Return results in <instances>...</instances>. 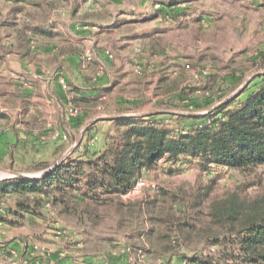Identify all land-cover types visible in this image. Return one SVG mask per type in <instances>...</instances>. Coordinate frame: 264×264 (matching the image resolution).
<instances>
[{
    "label": "rangeland",
    "instance_id": "obj_1",
    "mask_svg": "<svg viewBox=\"0 0 264 264\" xmlns=\"http://www.w3.org/2000/svg\"><path fill=\"white\" fill-rule=\"evenodd\" d=\"M95 1L0 0V184L16 177L10 171L43 176L40 165L45 162L59 163L70 155L74 161H85L88 151L103 147L108 122L86 129L81 142L69 150L94 117L165 110L206 114L207 107L247 88L241 95L246 97L262 81L264 58L257 57L264 53V0H162L153 5L159 16L145 21L132 20L131 14L118 17V10L114 17L108 0H101L100 9ZM21 6L24 9L16 13ZM90 14L95 16L87 18ZM71 19L77 24L68 33L66 23ZM96 22L103 33L98 37L84 29ZM55 23L67 36L54 30L60 34L54 39L36 35L31 53L24 55L19 25L52 31ZM86 36L97 40L85 41ZM55 44L65 49L80 47L85 70L95 72V77L109 74L107 82L102 80L107 91L85 122L77 117L80 114L70 113L73 105L49 99V87L57 85H48V77L63 65L52 53ZM150 46L154 53L148 51ZM101 47L117 61L115 68L95 67L93 59ZM87 54L92 60H87ZM142 58L148 60L145 66L138 63ZM233 70L242 74L239 84H233L237 81L233 77L223 83L222 78ZM85 86L93 87L92 83ZM205 87H214L215 96L206 98ZM119 101L132 104L122 111ZM129 106L132 109L125 111ZM152 115L158 116L150 122L178 132L200 123L171 116L176 114ZM60 143L63 150H56ZM85 171L94 172L88 167ZM263 178L264 166L243 172L207 165L201 157L178 162L161 158L139 176L146 183L140 189L133 190V184L126 193L92 202L81 191L87 190L85 178L81 190L68 195L70 211L63 204L44 203L33 213L24 211L28 218L21 214L14 222L17 226L9 224L5 230L34 241L40 247L41 264H51L49 257L55 253L72 264H129L128 253L139 264H183L185 257L216 263L236 236L210 222L212 202L233 192L256 196ZM156 215L169 224L155 223ZM188 223L196 226L190 229Z\"/></svg>",
    "mask_w": 264,
    "mask_h": 264
},
{
    "label": "trees",
    "instance_id": "obj_2",
    "mask_svg": "<svg viewBox=\"0 0 264 264\" xmlns=\"http://www.w3.org/2000/svg\"><path fill=\"white\" fill-rule=\"evenodd\" d=\"M24 7L16 9L20 12ZM95 15H87L91 17ZM92 24V23H91ZM36 35L57 38L59 33L45 31L37 26L19 25L18 39L24 55H29ZM83 54L80 47L66 48ZM148 51L154 53V47ZM20 52V51H19ZM264 58L260 53L257 59ZM215 75L216 81H219ZM242 77L238 71H230L222 80ZM255 89L246 97L241 95L247 88L227 102L215 107L206 114L171 115L179 119L200 122L189 129L177 131L165 125L150 122L158 115L128 116L96 122H108L101 149L87 154L85 161H74L71 155L64 161L41 164V170H51L37 178L15 177L2 182L3 193L17 194L20 206L25 212H35V207L44 203L63 204L70 211L68 195L80 189V183L87 178V190L82 193L90 201L97 202L104 196L119 195L129 191L144 170L152 169L161 158L166 161H185L201 157L205 164L228 166L238 171L251 172L264 166V74ZM258 78V76L256 77ZM239 80V79H238ZM233 82L234 85L239 81ZM233 86V85H231ZM220 91L223 88H219ZM213 89L204 88V96H215ZM70 92L68 100L59 99L63 106L71 104L79 110V120L85 122L95 111L107 88L91 87L83 89L73 83L67 84ZM130 101L118 102L119 109L131 105ZM211 107V106H210ZM210 107H207L208 109ZM125 111L132 109L126 107ZM207 109V110H208ZM123 111V110H122ZM95 124L90 126V131ZM54 130V128L50 129ZM178 134L176 135V133ZM64 143L56 145L63 150ZM76 152V151H74ZM184 156V159H180ZM56 163V164H55ZM86 167L94 172L87 173ZM261 192L256 196H242L233 192L225 198L212 202L209 215L211 223L235 234L231 239V249L223 251L220 258L196 259L185 257L191 264H264V178L260 181ZM159 224H169L162 215L152 217ZM196 225L188 223V228ZM151 230L154 232L156 229ZM151 231V232H152ZM211 235L213 233L211 232Z\"/></svg>",
    "mask_w": 264,
    "mask_h": 264
},
{
    "label": "crops",
    "instance_id": "obj_3",
    "mask_svg": "<svg viewBox=\"0 0 264 264\" xmlns=\"http://www.w3.org/2000/svg\"><path fill=\"white\" fill-rule=\"evenodd\" d=\"M162 0H108V5L110 6L111 11L113 12L114 17L115 10H118V17L126 16L127 14L132 15V20H147L152 16H159L156 11L157 8H154L155 2H161ZM101 0L95 1L96 9H100V4L102 5ZM152 6V7H151ZM161 9V8H160ZM162 9L167 10V6H162ZM161 9V10H162ZM153 14V15H151ZM159 19V17H157ZM75 19H71L66 23V30L70 33L71 26H76ZM100 22H96V24H90L84 27V29H88L90 32H95L94 36H101L103 33L98 29L100 26ZM51 29L56 32L64 33L63 29L60 27L59 23H55L52 25ZM55 28V29H54ZM78 28V27H77ZM50 28H48L49 30ZM79 29V28H78ZM43 30H46L43 27ZM95 30V31H93ZM65 34V33H64ZM67 36V34H65ZM86 39H93L94 43L97 39L86 36ZM100 41V40H99ZM101 42V41H100ZM52 53L57 54L58 62H62L61 70L59 72L52 71L49 75L48 85L54 83L57 85L53 86L52 90L49 87L48 94L52 101L68 100L70 97V92L67 91V84L73 83L83 89H89L85 85H89L92 83L93 87H105L103 81H108L109 74H104L103 72L99 74L98 77L94 76V73L91 70H85L84 67V59L83 55L80 53H76L70 51L69 49L62 48L59 44H55L52 46ZM98 56H95L93 59V63L96 67L104 66L107 69L110 67L111 69L115 68L116 64L114 60H111V57L108 55L107 51L102 47L97 50ZM106 62V63H105ZM148 62L147 59H143L138 63L140 65L145 66ZM150 63V62H149ZM107 64V65H106ZM151 64V63H150ZM89 65H92L89 63ZM109 66V67H108ZM94 67V69H95ZM61 77L65 78L66 86L61 82ZM111 77V76H110ZM51 90V91H50ZM2 184H0V253L2 255L0 264H41V260L38 257V250L36 249V243L34 241H26L25 239H21L20 237H13L10 233L12 231H7L5 228L17 226L14 222L19 221L21 218V214H25L28 218V214L24 212V210L20 206V197L14 193H3L1 190ZM2 202V203H1ZM19 213V214H18ZM24 218V217H23ZM9 224H12L11 226ZM15 230L14 228H12ZM51 253V252H50ZM18 259V262H15ZM42 259V258H41ZM51 264H72L71 259H61L58 254H53L49 257ZM48 261V262H49ZM90 264H100L99 262H91Z\"/></svg>",
    "mask_w": 264,
    "mask_h": 264
},
{
    "label": "water",
    "instance_id": "obj_4",
    "mask_svg": "<svg viewBox=\"0 0 264 264\" xmlns=\"http://www.w3.org/2000/svg\"><path fill=\"white\" fill-rule=\"evenodd\" d=\"M249 82V80H246L245 84L240 87L238 90H237V93L240 92L241 88H243L247 83ZM232 97H234V95H230L228 96L227 98H225L224 100H222L220 103L210 107L207 111V112H210L212 109H214L215 107L227 102L229 99H231ZM170 113V114H176V115H180V114H183V115H198V114H201V113H185V112H175V111H170V110H165V111H155V112H146V113H140V114H115V115H105V116H98V117H94L92 119H90L83 127L78 139H77V142L71 147V149L69 151H72L74 149V147H76L80 142H81V139H82V136H83V133L86 129H88L90 126H92L93 124H95L96 122L98 121H101V120H108V119H115V118H121V117H128V116H144V115H152L154 113ZM51 170L48 169L45 171V173L49 172ZM11 172V176H16V177H23V178H37V177H40V176H34V175H29V174H26V173H23V172H19V171H10Z\"/></svg>",
    "mask_w": 264,
    "mask_h": 264
},
{
    "label": "built area",
    "instance_id": "obj_5",
    "mask_svg": "<svg viewBox=\"0 0 264 264\" xmlns=\"http://www.w3.org/2000/svg\"><path fill=\"white\" fill-rule=\"evenodd\" d=\"M155 6H156V7H160L159 4H156ZM111 57H112V56H111ZM87 60H88V61L92 60V56L89 55V54H87ZM63 78H64V77H63ZM63 78H61V82L63 83L64 86H66L65 78H64V79H63ZM70 113H71L72 115H77V114H79V110H78L77 108H75V107H72V108L70 109ZM145 185H146V183H145V181H144L143 179H137V180L135 181V183H134L133 190L140 189V188H142V187L145 186ZM36 249L39 250L40 247H39V246H36ZM128 255H129V256H128V257H129V264H139V263L136 262V259H135V258H133L132 256L130 257V254H129V253H128ZM141 256H142V255H141ZM1 257H2V255H1V253H0V260H1ZM85 264H90V263H85ZM183 264H186V262H185V263L183 262Z\"/></svg>",
    "mask_w": 264,
    "mask_h": 264
}]
</instances>
